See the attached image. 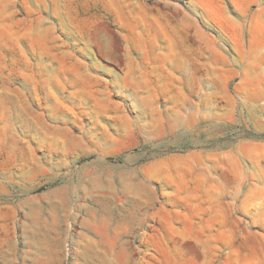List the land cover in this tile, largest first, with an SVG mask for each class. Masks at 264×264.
I'll return each mask as SVG.
<instances>
[{"label":"rangeland","instance_id":"1","mask_svg":"<svg viewBox=\"0 0 264 264\" xmlns=\"http://www.w3.org/2000/svg\"><path fill=\"white\" fill-rule=\"evenodd\" d=\"M143 1L159 15L136 46L197 45L198 76L184 61L173 89L159 67L173 102L130 105L121 119L100 96L73 100L64 117L21 111L15 76L98 37L120 51L137 21L95 0H0V264H264V0ZM188 17L198 39L171 37ZM193 151L214 155L230 205L222 248L165 246L160 234L176 223L192 237L197 210L162 207L146 170Z\"/></svg>","mask_w":264,"mask_h":264},{"label":"crops","instance_id":"2","mask_svg":"<svg viewBox=\"0 0 264 264\" xmlns=\"http://www.w3.org/2000/svg\"><path fill=\"white\" fill-rule=\"evenodd\" d=\"M95 2L109 8L114 17L121 19L127 15L133 18V21H137L142 27L141 31L121 33L125 46L120 51L106 47L108 38L98 37L101 41L100 47L64 50L71 53V58L62 55L56 63H50L49 59H30L28 64L20 66L15 76L13 96L21 111L30 112L32 115L43 112L48 117H64L70 113L68 106L73 100L88 96L94 99L100 96L102 103L112 105L121 119H128L131 114L130 105L143 101L153 105L161 104V99L168 104L173 102L168 97L165 98L168 86L165 85L164 88V85L160 84L162 70H159V67H165V78H170L169 83L173 89L176 66L180 67L184 61L191 67L195 66V75L198 76L197 45H181L177 48L136 46L133 40L145 39L143 31L145 25L149 24L148 18L159 15L154 11V6L143 0ZM197 4L191 3L190 7L195 8L196 5V8H199ZM186 23L191 25L189 17L187 20H181L180 29L175 27L177 32H172L170 36H177L185 42L188 39H198L200 33L197 28L195 32L183 30ZM202 35L205 34L201 33ZM33 53L35 54V51L31 49V56ZM179 71L182 72L181 69ZM195 82L197 86V79ZM146 177L160 184L164 201L162 207H193L197 210V227L194 228L192 237L187 236L186 228H180L174 223L173 227L160 231V234L166 233V236H161L165 246L182 247L188 238H191L197 248H222L226 245L224 235L228 234V231L223 228L222 221L224 215L229 216L230 205L228 204L226 209L223 202L226 193L222 182L216 181L213 154L193 151L182 158L171 155L169 159L149 167ZM161 215L163 214L160 211V221L166 222ZM170 216L177 217V214L170 213ZM180 216L188 218L184 213ZM184 221L186 222V219ZM170 241L172 243H168Z\"/></svg>","mask_w":264,"mask_h":264}]
</instances>
